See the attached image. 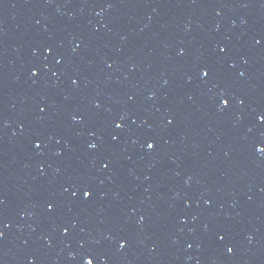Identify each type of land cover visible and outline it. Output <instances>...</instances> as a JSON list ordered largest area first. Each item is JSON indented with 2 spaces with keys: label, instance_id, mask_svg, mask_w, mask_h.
I'll list each match as a JSON object with an SVG mask.
<instances>
[{
  "label": "water",
  "instance_id": "95a60500",
  "mask_svg": "<svg viewBox=\"0 0 264 264\" xmlns=\"http://www.w3.org/2000/svg\"><path fill=\"white\" fill-rule=\"evenodd\" d=\"M87 261L264 264V0H0V264Z\"/></svg>",
  "mask_w": 264,
  "mask_h": 264
},
{
  "label": "snow or ice",
  "instance_id": "6c2138e0",
  "mask_svg": "<svg viewBox=\"0 0 264 264\" xmlns=\"http://www.w3.org/2000/svg\"><path fill=\"white\" fill-rule=\"evenodd\" d=\"M35 74V73H34ZM204 75H207V73L205 72L204 73ZM225 103H226V101H225ZM120 125H117V127H119ZM37 147H39V145H37ZM147 147L148 148H152L153 147V144L152 143H149L148 145H147ZM107 165H105V167H106ZM90 194H91V190H85V191H83V196L84 197H89L90 196ZM123 246V245H122ZM229 251H231V249H229ZM87 264H91V261H87Z\"/></svg>",
  "mask_w": 264,
  "mask_h": 264
}]
</instances>
